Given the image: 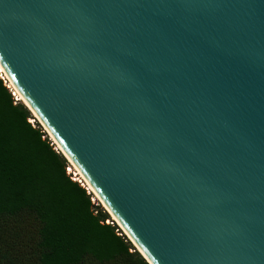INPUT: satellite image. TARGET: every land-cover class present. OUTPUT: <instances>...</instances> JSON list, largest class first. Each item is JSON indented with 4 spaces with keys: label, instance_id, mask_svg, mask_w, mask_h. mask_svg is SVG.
<instances>
[{
    "label": "water",
    "instance_id": "1",
    "mask_svg": "<svg viewBox=\"0 0 264 264\" xmlns=\"http://www.w3.org/2000/svg\"><path fill=\"white\" fill-rule=\"evenodd\" d=\"M0 73L149 264H264V0H0Z\"/></svg>",
    "mask_w": 264,
    "mask_h": 264
},
{
    "label": "trees",
    "instance_id": "2",
    "mask_svg": "<svg viewBox=\"0 0 264 264\" xmlns=\"http://www.w3.org/2000/svg\"><path fill=\"white\" fill-rule=\"evenodd\" d=\"M32 118L0 73V264H149Z\"/></svg>",
    "mask_w": 264,
    "mask_h": 264
},
{
    "label": "rangeland",
    "instance_id": "3",
    "mask_svg": "<svg viewBox=\"0 0 264 264\" xmlns=\"http://www.w3.org/2000/svg\"><path fill=\"white\" fill-rule=\"evenodd\" d=\"M13 91V90H12ZM15 99H16V97H15ZM35 117V116H34ZM36 120V121H35ZM30 121L33 123V124H36L37 122L40 124V122L36 119V118H32V119H30ZM41 125V124H40ZM42 126V125H41ZM42 128H43V126H42ZM44 129V128H43ZM45 130V129H44ZM46 131V130H45ZM46 134H47V136L53 141V139L51 138V136L47 133V131H46ZM54 142V141H53ZM56 145V144H55ZM55 148L56 149H58V150H60L59 148H58V146L56 145L55 146ZM61 151V150H60ZM70 166L72 167V168H74L73 167V165L70 163ZM70 167H68V172H72V174H73V176H75L74 174H75V171H73V170H70L69 169ZM75 178V177H74ZM76 179V178H75ZM92 201L93 202H96L97 204H100L101 205V207H103L104 209H106V207L103 205V203L94 195L93 196V198H92ZM106 211H107V209H106ZM108 212V211H107ZM109 213V212H108ZM110 218L111 219H113L112 218V216L110 215ZM124 233V232H123Z\"/></svg>",
    "mask_w": 264,
    "mask_h": 264
},
{
    "label": "bare ground",
    "instance_id": "4",
    "mask_svg": "<svg viewBox=\"0 0 264 264\" xmlns=\"http://www.w3.org/2000/svg\"><path fill=\"white\" fill-rule=\"evenodd\" d=\"M6 84L11 88V86L8 84V82L6 81ZM13 90V89H12ZM13 92H14V94L17 96V99L18 100H21V98L17 95V93L13 90ZM22 101V100H21ZM54 141V140H53ZM55 143V142H54ZM56 144V143H55ZM57 145V144H56ZM58 146V145H57ZM59 148V147H58ZM74 167V166H73ZM70 170H73V171H75V178L76 179H80V181L87 187V183H86V181L83 179V177L79 174V172L76 170V168L74 167V168H72L71 166H70V168H69ZM88 189H89V191H91L92 192V190H91V188L90 187H88ZM96 196V195H95ZM97 197V196H96ZM98 198V197H97Z\"/></svg>",
    "mask_w": 264,
    "mask_h": 264
},
{
    "label": "built area",
    "instance_id": "5",
    "mask_svg": "<svg viewBox=\"0 0 264 264\" xmlns=\"http://www.w3.org/2000/svg\"><path fill=\"white\" fill-rule=\"evenodd\" d=\"M13 94H14V92H13ZM15 95V94H14ZM15 97H16V99H17V96L15 95Z\"/></svg>",
    "mask_w": 264,
    "mask_h": 264
}]
</instances>
